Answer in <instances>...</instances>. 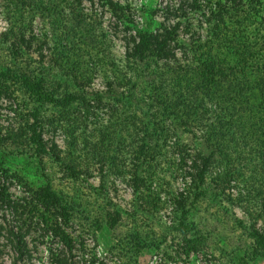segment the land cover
Instances as JSON below:
<instances>
[{"label":"trees","instance_id":"obj_1","mask_svg":"<svg viewBox=\"0 0 264 264\" xmlns=\"http://www.w3.org/2000/svg\"><path fill=\"white\" fill-rule=\"evenodd\" d=\"M79 1L4 3L20 14L27 10L31 19L37 12L46 13L56 31L49 57L84 90L95 66L84 72L79 56L72 59L69 51L97 41L94 27L77 6ZM99 1L117 13L119 4L114 0ZM64 8L75 14L73 22L63 20ZM165 11L166 20L155 28L133 30L124 25L122 30V23H114L115 30L121 27L123 31V63L121 70L112 69L105 92L117 124L101 128L99 140L86 141L84 147L103 173L107 165H114L116 170L121 167L117 166V152L129 145L133 152L134 192L149 184L139 173L143 163L155 160L156 165L161 164L160 158L170 161L173 177L184 183L173 192L172 201L180 207L178 229L186 253L201 249L204 234L198 224L193 228L192 221L186 222L189 212L185 204L211 198L242 210L252 239L248 255L264 258V226L258 222L264 219V3L180 0L178 7L167 4ZM28 23L12 24L4 34L14 52L31 48L36 42L35 49L43 60L47 35L39 39L33 30L29 31L30 19ZM12 77L1 72L0 92L3 83ZM15 81L34 105L16 126H0V143H25L36 155L50 154L64 161L57 143L48 146L43 137L46 118L40 108L43 103L68 108L73 102H85V96L65 90L60 96L57 86H49L27 72ZM89 163L84 160L82 164L80 157L74 156L63 164L71 176L79 177L89 171ZM7 188L8 182L0 175V206L10 209L14 217L10 221L3 214L0 221V235L5 230L7 244L17 251L11 264L29 253L26 236L38 226L51 230L69 250L72 248L71 238L61 225L68 215L63 197L49 183L28 186L29 194L22 201L12 200ZM5 245L0 241V264H4ZM57 263L70 264L67 258Z\"/></svg>","mask_w":264,"mask_h":264},{"label":"rangeland","instance_id":"obj_2","mask_svg":"<svg viewBox=\"0 0 264 264\" xmlns=\"http://www.w3.org/2000/svg\"><path fill=\"white\" fill-rule=\"evenodd\" d=\"M114 1L119 4L115 14L99 0L77 3L94 27L97 41L83 43L77 51H69L72 59L76 54L79 56L80 68L84 72L95 66L90 83L82 90L49 57L56 31L52 30L46 13L37 12L31 19L27 10L20 14L0 0V74L13 75L3 83L0 92V126H16L22 116L32 110L34 103L15 81L22 72L42 78L49 86H57L60 96L65 90L86 98L85 102H73L68 108L52 103L41 105V115L46 118L42 123L43 137L48 146L57 143L64 161L55 160L50 154L36 155L33 147L25 143H0V175L8 182L10 198L22 201L21 198L29 194L28 186L49 183L63 197L64 211L68 214L61 225L71 238L70 250L51 230L38 226L26 236L29 253L15 263L58 264V260L67 258L70 264H264V258L248 255L252 239L245 228L247 216L238 206L211 198L197 204H185L189 212L186 222L192 221L193 228L198 224L204 234V241L199 245L201 249L185 252L183 235L178 229L180 207L172 201L173 192L182 188L184 183L179 177H173L168 159L160 158L161 164L157 165L155 160L143 163L139 173L149 184L134 192L133 152L129 145L117 152V166L121 167L116 170L114 165H107L103 173L91 152L84 147L86 141L99 140L101 128L117 124L105 90L112 69H122L123 26L133 30L155 28L166 20L165 6L178 7L180 2ZM63 10V20L73 22L75 14L66 8ZM29 19V31L33 30L39 39L47 35L43 60L35 49L36 42L31 48L14 52L4 34L12 24L23 22L26 25ZM114 23H122V30L121 27L115 30ZM65 81L68 83L66 87L62 85ZM74 156L80 157L82 164L84 160L90 162L89 171L79 177L71 176L63 164ZM3 214L10 221L14 218L10 209L0 206V221ZM258 222L264 226V219ZM0 241L6 243L2 262L11 264L17 251L7 244L5 230Z\"/></svg>","mask_w":264,"mask_h":264}]
</instances>
